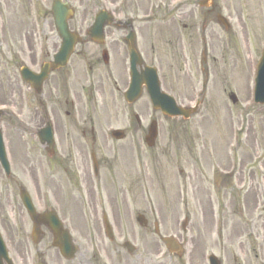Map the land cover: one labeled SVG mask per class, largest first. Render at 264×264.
<instances>
[{
    "label": "flooded vegetation",
    "instance_id": "flooded-vegetation-1",
    "mask_svg": "<svg viewBox=\"0 0 264 264\" xmlns=\"http://www.w3.org/2000/svg\"><path fill=\"white\" fill-rule=\"evenodd\" d=\"M181 1L148 0V6L142 7L135 0H118L112 4L115 20L105 26L101 44L82 35L88 28L70 25L71 31L84 37L82 42L65 66L46 70L62 42L55 25L48 32L37 26L31 31L26 25H14L12 16L7 23L0 9V71L9 95L7 102L0 97V107L8 109L0 112V135L10 167L7 174L0 164V192L19 208L0 218L9 256L6 264H158L162 216L152 201L153 187L142 184L149 175L142 153L147 136L142 96L132 103L125 100L132 82V55L140 61L139 73L145 66L162 68L157 59L164 37L168 69L159 75L161 86L184 106L186 95L199 85L204 91L217 86L215 71L223 51L229 49L232 59L237 56L233 34H242L248 42L254 37H250L247 8L256 0H236L234 12L226 0ZM258 1L263 10L264 0ZM249 57L253 59L251 46ZM30 70L45 74L38 89L29 82ZM103 108L115 119L128 117V125L98 120ZM49 123L54 134L51 152L40 138ZM116 131L123 137L117 138ZM31 145L41 146L42 153H30ZM12 146L22 151L16 162L21 158L29 178L15 167ZM29 164L35 175L30 174ZM243 167V163L232 166L226 177L214 172L220 180L216 187L234 179L244 187L247 181L239 178ZM258 183L252 178L251 187ZM23 188L34 192V216L17 201ZM142 200H148L145 208ZM259 218L264 213L250 218L248 233L238 240L242 249L238 264H264V220L261 228ZM67 241L72 247L69 257L56 244L66 246ZM220 257V264H225ZM183 264L204 263L187 255Z\"/></svg>",
    "mask_w": 264,
    "mask_h": 264
},
{
    "label": "rangeland",
    "instance_id": "rangeland-1",
    "mask_svg": "<svg viewBox=\"0 0 264 264\" xmlns=\"http://www.w3.org/2000/svg\"><path fill=\"white\" fill-rule=\"evenodd\" d=\"M65 1L71 3L76 11L70 24L89 27L98 10L112 9V4L117 5L118 0ZM235 1H225L230 4L233 12L238 10ZM52 2L53 0H0V9L7 23L8 17L12 16L14 25H26L31 31L38 25L45 27L48 32L54 26ZM135 3L142 7L149 4L148 0H135ZM247 10L250 17V37H254L250 42L246 41L242 34L237 37L233 34V37H230L232 44L237 46V56L233 59L231 51L225 49L222 41L225 50L215 71L216 82L219 81L217 86L215 84L213 89L205 94L204 106L197 113L188 120L170 118L152 109L146 93H143L140 99L143 123L148 126L152 119H157L159 123L155 147L146 148V144H142V153L147 163L145 167L149 169V175L145 176L146 181L143 180L142 184L153 187L152 201L155 202L158 215L162 216L161 234H172L185 242L188 240L185 254L191 255L197 263L209 264V254L215 253L222 255L224 261L226 260L225 264H238L236 258L242 250L238 247V240L244 239L248 233L250 218L264 213V105L254 103L252 82L255 74L254 63L257 61L255 58L264 44V9L261 8V1L256 0ZM159 17H162L160 13ZM159 22L160 19L158 25ZM259 28L258 35L255 36L253 33ZM163 43L165 39L161 36V59H157L158 65L162 64L160 75L167 74L168 69L166 46ZM250 46L253 59L249 57ZM1 72L3 85L0 88V97L3 102H7L8 82ZM230 93H235L238 100L236 103L229 99ZM194 96L196 95L192 91L191 96L186 95L185 98L191 100ZM98 120H116L122 124L124 122L125 125L129 123L128 117L124 119L120 116L115 119L109 110L104 108L99 110ZM12 149L15 167L23 170V174L28 177L21 158L16 162L22 151L14 146ZM40 151V146H30V153L39 154ZM242 163L244 167L239 178L247 181L244 187L238 186L241 181L236 179L231 184L223 181L221 186L216 187L214 172L224 173L221 169L229 171L232 166H240ZM34 164L37 169L38 164ZM28 167L30 174L35 175L30 164ZM252 178L260 184L251 187ZM31 193L34 197L33 190ZM11 197L16 200V197ZM7 199V194L2 190L0 218H6L7 215L10 217L13 209H19L17 205L12 207ZM17 201L20 202L19 195ZM142 201V208H145L148 200ZM186 216L189 224L183 230ZM263 220L264 218L258 219L261 228ZM260 232L262 235L263 232ZM151 235L152 233L149 238ZM163 250L165 249L161 244V252ZM187 255L178 261L177 257L170 258L168 253H160L157 261L158 264H183ZM238 260L240 261V258Z\"/></svg>",
    "mask_w": 264,
    "mask_h": 264
},
{
    "label": "water",
    "instance_id": "water-1",
    "mask_svg": "<svg viewBox=\"0 0 264 264\" xmlns=\"http://www.w3.org/2000/svg\"><path fill=\"white\" fill-rule=\"evenodd\" d=\"M52 11L55 19V24L59 29L60 34L63 37L62 47L58 53L56 60L57 66L65 64L69 54L74 49L76 43L79 41L77 34L71 33L68 29V19L74 14V9L69 6V3L63 2L62 0H54L52 5ZM110 21V17L105 11H100L97 16L92 28L90 30V35L94 41L102 42L103 27L106 22ZM63 59V60H62ZM137 76L133 78V88L130 89L129 95L127 98L130 101H133L139 96L140 84L146 82L147 89L150 93L152 103L154 108L160 109L163 113L169 116H179L182 115L185 118H188L191 115L190 110H185L176 105L174 100L169 96L165 95L160 91V86L157 78L156 72H151L150 68H146L142 74H136ZM233 101H236V97L231 95ZM255 101L257 103L264 104V55L260 61L259 66V75L256 80V89H255ZM151 133L149 136V143H153L155 138V124L151 126ZM165 242L171 252H177L179 255H182L183 249L173 238H166ZM6 255V250L4 243L0 236V264L2 263V257ZM211 264H217L215 257H210Z\"/></svg>",
    "mask_w": 264,
    "mask_h": 264
}]
</instances>
